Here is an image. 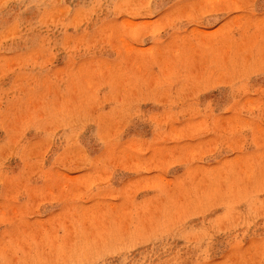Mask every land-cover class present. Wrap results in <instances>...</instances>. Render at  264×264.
<instances>
[{
  "label": "rangeland",
  "instance_id": "374dc122",
  "mask_svg": "<svg viewBox=\"0 0 264 264\" xmlns=\"http://www.w3.org/2000/svg\"><path fill=\"white\" fill-rule=\"evenodd\" d=\"M0 264H264V0H0Z\"/></svg>",
  "mask_w": 264,
  "mask_h": 264
}]
</instances>
